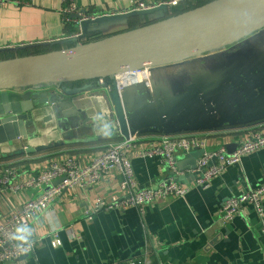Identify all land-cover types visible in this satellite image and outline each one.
Here are the masks:
<instances>
[{"label":"crops","instance_id":"1","mask_svg":"<svg viewBox=\"0 0 264 264\" xmlns=\"http://www.w3.org/2000/svg\"><path fill=\"white\" fill-rule=\"evenodd\" d=\"M18 1L20 6L7 4L0 7L1 57L22 52L14 51L16 48L41 44L58 50L71 48L77 29L73 24L63 22L69 3L79 12L96 18L130 12L138 1L156 5L166 0ZM132 19L141 24L150 22L148 18H131L125 22L100 24L88 29L90 35L86 40H99L128 31ZM263 64L264 29L230 48L179 65L149 70L146 83L129 85L120 91L122 103L132 115L151 114L155 104L151 100L153 95L161 99L177 94L191 82L217 81L222 86H231L255 73ZM84 84L87 83L70 87ZM88 84L95 88L97 82ZM73 104L80 112H76L78 124L84 122L81 130H71L70 137L76 136V144L42 155L8 157L26 146L61 140V132L56 130L57 119L44 110L35 123L28 122L30 135L27 140L0 146V166L13 168L17 181L21 182L37 175L52 162L74 159L80 166H85L106 144L115 142L108 139L113 126L109 117L114 111L110 94L95 88L75 97ZM143 120L146 121L143 117L138 118L137 127L143 125ZM262 124L240 129L225 125L223 129L173 136H194L204 143L200 150L211 154L226 145L238 143L244 138L243 130L256 129ZM113 134V137L123 139L116 132ZM86 138L94 141H83ZM176 157L184 158L185 154L178 153ZM131 165L138 188H156L167 177L158 159L132 156ZM120 181L118 174L111 173L92 187L62 192L32 223L29 235L35 245L34 253L11 264H128L133 259L141 260L142 264H264V236L252 206L242 205L229 222H222L218 215L226 200L264 184V148L243 156L239 165L228 167L222 175L211 180L206 189L195 187L193 180L187 181L183 185L189 190L184 198L147 205L142 212L137 208L97 212L90 221L86 220L85 213L96 201L110 203L113 198H123ZM40 195L41 190L34 189L4 190L0 193V223L10 218L23 202ZM261 205L264 211V197ZM54 239L59 240V246H52Z\"/></svg>","mask_w":264,"mask_h":264},{"label":"water","instance_id":"2","mask_svg":"<svg viewBox=\"0 0 264 264\" xmlns=\"http://www.w3.org/2000/svg\"><path fill=\"white\" fill-rule=\"evenodd\" d=\"M170 12L171 8L161 5L146 11L82 21L80 37L71 40L74 44L71 48L0 61V146L27 140L28 122L35 123L44 110L54 115L58 121L56 130L61 132V140L26 146L8 157L36 155L76 144V136L71 138L70 133L81 130L84 122L78 124L80 112L74 108V99L95 88L110 94L114 110L109 117L113 125L108 135L110 141L115 139L113 132L127 139L135 134L173 136L223 129L225 125L240 129L264 123V64L231 86H222L217 81L191 82L177 94L161 99L153 95L151 100L155 104L151 114L128 113L114 84L110 90L106 84L98 87L97 83L95 88L88 84L98 80L111 82L124 72L179 65L230 48L264 29V0H214L178 15L171 16ZM131 18H148L150 22L86 42L89 28ZM48 46H27L14 51ZM76 83L87 84L70 87ZM141 117L146 121L143 120L140 128L137 123ZM237 147V143L226 145V154L231 155ZM204 154L203 150L194 149L184 158L176 157L180 174L176 181L182 184L196 181V165Z\"/></svg>","mask_w":264,"mask_h":264},{"label":"built area","instance_id":"3","mask_svg":"<svg viewBox=\"0 0 264 264\" xmlns=\"http://www.w3.org/2000/svg\"><path fill=\"white\" fill-rule=\"evenodd\" d=\"M189 0H166L159 4H146L138 1L131 11H146L165 5L171 11ZM7 4L20 6L18 0H0V7ZM171 13V12H170ZM74 16L79 17L77 20ZM86 14L79 12L73 5L68 4L64 11V24L71 23L77 33L74 38L80 37L79 26L82 21L93 20ZM148 69L134 72H124L114 77L112 82L98 80L99 86L107 85L111 89L114 84L117 92L124 87L137 82L146 83ZM244 138L238 141V147L231 155L226 154L224 147L211 154H204L197 162L198 178L192 183L195 187L206 189L211 180L222 175L230 166L239 165L243 156L255 153L264 148V124L256 129L242 131ZM204 143L194 136H140L130 135L127 139L106 144L102 150L87 165L80 166L74 159L52 162L35 176H29L18 182L16 171L9 166H0V193L4 190L18 192L20 190H41V195L35 199L23 202L6 221L0 223V264H11L34 253L35 245L29 232L37 216L44 214L57 198L66 189H86L98 184L111 173L121 177L119 190L122 199L113 198L110 203L96 201L94 207L85 213L86 220L90 221L97 212H123L128 208H137L142 212L147 205L160 204L173 198H184L189 190L187 185L176 181L180 176L176 168V155L188 154L194 149H201ZM158 159L163 166L167 177L160 181L156 188H138L135 182L131 157ZM214 161L212 164H210ZM65 180L57 185L58 180ZM45 188V189H44ZM264 197V184L248 190L245 194L226 200L218 211L222 222L231 221L244 204L252 206L260 221V232L264 236V211L261 199ZM60 245L58 239L52 242L53 247ZM128 264H142L141 260H131Z\"/></svg>","mask_w":264,"mask_h":264},{"label":"trees","instance_id":"4","mask_svg":"<svg viewBox=\"0 0 264 264\" xmlns=\"http://www.w3.org/2000/svg\"><path fill=\"white\" fill-rule=\"evenodd\" d=\"M211 1H214V0H192V1H189L188 3H186L185 5H181L175 9H173L170 13L171 16H174V15H178L180 13H183V12H186V11H189V10H192L194 8H197V7H200L202 5H205ZM130 24V30H133V29H136V28H139V27H142V26H145L147 25L148 23H144V24H141L137 19H132L131 22L129 23ZM97 38H94V39H90V40H86V42H92V40H96ZM58 50L57 48H38V49H33V50H24L22 52H20V55H22L23 57L24 56H30V55H37V54H42V53H46V52H51V51H56ZM13 55H4L3 57L0 56V60H8L10 58H12ZM107 83H109L110 81H106ZM80 83H76V84H73L71 86H79ZM118 137L115 138V140H112V141H119L120 139H117Z\"/></svg>","mask_w":264,"mask_h":264},{"label":"rangeland","instance_id":"5","mask_svg":"<svg viewBox=\"0 0 264 264\" xmlns=\"http://www.w3.org/2000/svg\"><path fill=\"white\" fill-rule=\"evenodd\" d=\"M34 49H38V48H34ZM30 50V49H29ZM31 50H33V49H31ZM21 57H23L22 55H20V52H19V54H14L13 56H12V58H10V59H16V58H21ZM25 57V56H24ZM10 59H8V60H10ZM59 150V149H58ZM55 151H57V149L55 150ZM48 152H50V151H48ZM46 153V152H45ZM39 154H44V152L43 153H39Z\"/></svg>","mask_w":264,"mask_h":264},{"label":"bare ground","instance_id":"6","mask_svg":"<svg viewBox=\"0 0 264 264\" xmlns=\"http://www.w3.org/2000/svg\"><path fill=\"white\" fill-rule=\"evenodd\" d=\"M144 80H147V76H146V77H144Z\"/></svg>","mask_w":264,"mask_h":264}]
</instances>
